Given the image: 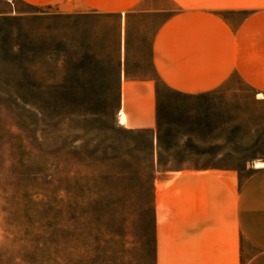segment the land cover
I'll use <instances>...</instances> for the list:
<instances>
[{
  "label": "rangeland",
  "instance_id": "374dc122",
  "mask_svg": "<svg viewBox=\"0 0 264 264\" xmlns=\"http://www.w3.org/2000/svg\"><path fill=\"white\" fill-rule=\"evenodd\" d=\"M155 1L205 3L233 26L255 12V0ZM122 29L117 15L0 0V264H155L157 177L222 168L246 190L264 162V93L236 75L171 89L135 42L147 25L130 23L123 60ZM130 78L154 79L153 128L117 120Z\"/></svg>",
  "mask_w": 264,
  "mask_h": 264
},
{
  "label": "crops",
  "instance_id": "0c3cea01",
  "mask_svg": "<svg viewBox=\"0 0 264 264\" xmlns=\"http://www.w3.org/2000/svg\"><path fill=\"white\" fill-rule=\"evenodd\" d=\"M22 1L64 13L117 15L120 34L122 25L125 29L122 60L132 39L130 23L140 18L148 27V44L143 36L135 42L145 43L151 71L171 89L197 94L236 75L264 93V0H255L250 24L242 18L235 26L200 2ZM121 94L126 123L153 128L154 79L123 80ZM258 163L246 190L233 170L222 168L186 167L157 177L155 264H264V162Z\"/></svg>",
  "mask_w": 264,
  "mask_h": 264
},
{
  "label": "built area",
  "instance_id": "2783aa9c",
  "mask_svg": "<svg viewBox=\"0 0 264 264\" xmlns=\"http://www.w3.org/2000/svg\"><path fill=\"white\" fill-rule=\"evenodd\" d=\"M8 1H12V0H8ZM116 115H117V120H118L119 124L125 125L126 121H127V118H126V115H125L122 107H120L118 109Z\"/></svg>",
  "mask_w": 264,
  "mask_h": 264
}]
</instances>
